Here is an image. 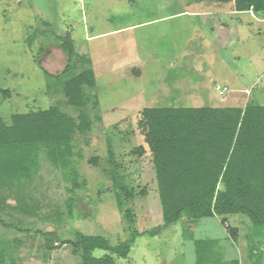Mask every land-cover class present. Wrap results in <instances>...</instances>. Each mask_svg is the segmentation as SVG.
Wrapping results in <instances>:
<instances>
[{
    "label": "rangeland",
    "instance_id": "374dc122",
    "mask_svg": "<svg viewBox=\"0 0 264 264\" xmlns=\"http://www.w3.org/2000/svg\"><path fill=\"white\" fill-rule=\"evenodd\" d=\"M187 2L0 0L5 123L10 125L14 114L49 107L76 121L85 111L91 120L89 131L74 135L80 157L72 168L84 186L72 191L66 174L42 148L35 176L0 189V262L4 257L3 264H80V255L66 242L83 233L105 237L112 245L134 239L129 256L117 258V264H264V226L247 216H216L195 224L182 216L176 225L163 227L152 155L138 124L143 110L244 107L249 100L264 104V23L245 12L234 16L241 41L231 55L224 53L226 62L212 53L210 38L201 48L188 44L190 35L199 41L193 31L196 18L163 19L188 8ZM67 34L73 60L62 47ZM89 70L97 85L84 86L85 106L73 107L64 87ZM217 85L229 92L220 95ZM110 148L132 198L112 189ZM118 195L125 203L122 210ZM200 240L206 244L201 252Z\"/></svg>",
    "mask_w": 264,
    "mask_h": 264
},
{
    "label": "trees",
    "instance_id": "16d2710c",
    "mask_svg": "<svg viewBox=\"0 0 264 264\" xmlns=\"http://www.w3.org/2000/svg\"><path fill=\"white\" fill-rule=\"evenodd\" d=\"M186 1L234 2L237 12L252 10L264 17V0ZM34 38L28 39L29 45ZM72 43L67 34L62 47L70 60L75 58ZM96 85L95 74L90 70L71 78L64 87L68 103L83 108V87ZM1 95L8 93L0 88ZM138 124L152 155L163 227L176 225L182 216L195 224L202 219L229 215L247 216L255 225L264 226V104L249 100L244 107L146 108ZM90 128L91 120L85 111H80L76 121L58 107L32 110L12 115L8 125L0 110V189L35 176L42 148H47L52 165L66 174L72 191L84 186L86 182L80 183L79 172L72 168L80 157L75 153L74 135H83ZM139 151L143 152V148ZM108 159L112 189L132 198L112 148ZM92 162L97 163V158ZM118 202L122 210L125 203L121 195ZM73 205L74 199L70 198V214ZM126 215L130 217V211ZM133 243L131 239L112 245L105 237L83 233L66 242L80 255V264H117V258L129 256ZM197 245L201 252L206 244L199 241ZM97 250L105 254L95 256ZM3 262L4 257L0 264ZM11 264L16 263L12 260Z\"/></svg>",
    "mask_w": 264,
    "mask_h": 264
},
{
    "label": "crops",
    "instance_id": "0c3cea01",
    "mask_svg": "<svg viewBox=\"0 0 264 264\" xmlns=\"http://www.w3.org/2000/svg\"><path fill=\"white\" fill-rule=\"evenodd\" d=\"M187 2V1H186ZM188 8L184 7L181 10L177 12H173L165 16L163 19H168V18H179V17H188V18H196L197 24L194 23V32H199V41H193L194 35H190L188 39V44H192L195 42L193 45V48L197 47H203L205 40H208V42H211L212 46V53L215 55H222L224 59H228L226 55H224L225 52L229 53L230 55L232 54L233 50L239 45L241 41V35H240V29L238 26V17L235 18L234 16L239 15L240 13L244 12H237L235 10V5L234 2L231 3H216L212 2L209 4V2H194V3H189ZM200 3L203 4H208L207 6L204 7H195L199 5ZM226 4V6H223ZM251 18L260 21L264 23V19L258 20L255 18L256 14L253 12L254 16L250 14V11H246ZM258 16V15H257ZM157 21V20H155ZM241 23H243V20H240ZM159 60H157L158 63ZM227 62V60H226ZM154 63V64H155ZM173 64V62H170ZM160 64V61H159ZM158 68V69H157ZM152 68L154 71L159 70V65L158 67ZM174 67L172 66V69ZM163 72H167L166 69L161 68ZM215 71V70H213ZM226 87V86H224ZM247 90V89H245ZM202 241V240H200Z\"/></svg>",
    "mask_w": 264,
    "mask_h": 264
},
{
    "label": "built area",
    "instance_id": "2783aa9c",
    "mask_svg": "<svg viewBox=\"0 0 264 264\" xmlns=\"http://www.w3.org/2000/svg\"><path fill=\"white\" fill-rule=\"evenodd\" d=\"M250 14L254 16L252 10H250ZM216 91H217L220 95H224V94H226V93L229 92V89H228L227 87H222V86H220V85H217V86H216Z\"/></svg>",
    "mask_w": 264,
    "mask_h": 264
}]
</instances>
